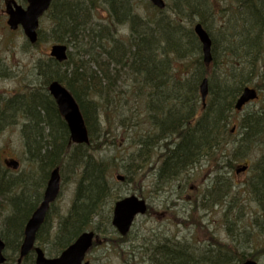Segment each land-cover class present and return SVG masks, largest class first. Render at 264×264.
<instances>
[{
    "label": "trees",
    "instance_id": "trees-1",
    "mask_svg": "<svg viewBox=\"0 0 264 264\" xmlns=\"http://www.w3.org/2000/svg\"><path fill=\"white\" fill-rule=\"evenodd\" d=\"M101 10L107 17L98 18ZM47 12L53 40L69 47L68 59L39 60L32 75L42 80L0 99V135L21 121L29 154L19 175L0 162L4 264H35L34 251L18 262L25 225L40 202L37 196L27 200V184L33 179L32 186L39 189L54 167L63 170L67 164L79 177L72 204L56 230L46 227L49 212L37 234V245L48 256H58L85 230L106 234L112 205L120 198L113 171H121L117 174L124 176L123 183L153 171L154 184L161 189L181 183L182 173L191 175L207 160L215 176L203 196L217 202L233 185L223 169L232 171L235 163L246 162V155L259 150L246 187L264 222V0H171L162 10L148 0H54ZM198 22L212 40L210 64L194 30ZM42 39L38 31L32 45ZM205 78L206 103L200 93ZM56 80L78 102L88 144L71 142L67 123L47 90ZM246 86L259 91L260 107L241 116L236 134L235 103ZM42 100L50 105H35ZM121 109L129 113L121 115ZM113 119L122 131L111 130ZM121 140L133 149L128 156L96 154ZM245 259L237 247H197L159 237L145 245L144 254H127L124 264H239Z\"/></svg>",
    "mask_w": 264,
    "mask_h": 264
},
{
    "label": "rangeland",
    "instance_id": "rangeland-1",
    "mask_svg": "<svg viewBox=\"0 0 264 264\" xmlns=\"http://www.w3.org/2000/svg\"><path fill=\"white\" fill-rule=\"evenodd\" d=\"M16 1L24 7L27 4L26 0ZM165 2L168 4L171 0H165ZM143 4L146 8V3ZM144 6L142 4L139 6V11L143 15ZM4 8V0H0L1 100L16 95L21 88L23 90L26 83L32 84L34 80L37 82L42 80L40 76L32 75L33 65L49 56L51 46L56 43L51 32L53 22L49 12L40 19L39 31L43 33V39L37 46H34L29 43L21 27L17 30H11L8 27L6 23L8 16ZM99 17H107V14L101 10ZM255 102L249 103L242 111L234 114L233 130L237 128L236 134H238L236 125L241 116L247 111L260 107V103ZM120 113L126 116L129 112L127 109H121ZM117 125H119V120L113 119L111 130L113 129L115 133L122 131ZM22 126L21 121L9 125L0 135V162L3 164L5 160L16 159L21 163L17 170L10 169L13 175H19L28 166L29 154ZM112 138L110 135L108 140ZM119 143L117 145L106 144L103 150L96 154L100 153L98 157L115 154L126 157L133 151L127 141L121 140ZM260 152L255 150L249 156L246 155L245 163H249L250 167L244 173L236 174L237 166L244 163L242 160L235 163V168L230 172L223 169L226 173L222 175L231 177L233 185L228 196L217 202H209L203 196L208 193L215 176L213 166L205 163L207 160L202 161L191 175L186 172L182 173L183 175L179 177L181 183L177 184L178 180L173 181V187L167 185L161 189L156 187L153 171H149L142 178L137 177L130 183L118 181L115 184H117L116 189L120 194V199L132 194L142 196L147 200L150 208L145 215L135 220L125 240L121 239L122 236L112 226L110 218L106 224L108 228L106 234L99 233L101 241L93 246L86 259L90 264H124L127 254L136 253L140 256L145 253V245L147 247V244L159 241L161 237L185 241L197 247L219 245L229 247L231 250L237 247L239 252L248 256L247 258L253 256L259 264H264V230L254 224V220L263 212L246 187V182L252 175V163L256 162ZM117 172L121 171L112 172L114 180ZM78 179V171L72 165L67 164L61 170V194L50 212L49 231L57 228L60 217L67 214L74 199ZM113 208L114 204L111 212ZM106 210L110 208L106 207ZM110 215L112 216V213Z\"/></svg>",
    "mask_w": 264,
    "mask_h": 264
},
{
    "label": "water",
    "instance_id": "water-1",
    "mask_svg": "<svg viewBox=\"0 0 264 264\" xmlns=\"http://www.w3.org/2000/svg\"><path fill=\"white\" fill-rule=\"evenodd\" d=\"M54 0H27V6L24 8L15 0H5L6 13L8 14L7 24L12 30L22 27L26 37L30 43H35L38 40V29L40 17L50 8ZM155 6L160 9L165 7L164 0H150ZM194 30L202 44L203 58L206 63L212 60L211 55V39L207 31L202 25L196 24ZM50 56L58 62H64L68 58V47L65 44L55 43L51 46ZM48 90L54 98L58 110L67 123L70 138L72 142L83 144L89 143L88 128L85 123L80 106L71 92L64 88L59 81L50 83ZM202 101L205 102L208 95V81L204 79L200 85ZM258 97V92L255 88L247 86L243 89L242 94L237 99L235 108L240 110L250 101ZM13 168L19 167L17 160H9L6 162ZM248 165L245 164L237 169V172L245 171ZM119 180H123V176H117ZM61 190L60 168H55L48 180L43 200L38 208L31 215L24 229V239L20 247V257L28 255L33 249L36 254V264H89L84 261L86 253L92 247L94 240H97L99 235L94 231L86 230L82 232L73 243L66 247L58 256L47 257L45 251L36 246V235L41 225L43 224L50 205L58 198ZM148 205L145 199L136 195H130L118 200L114 205L112 215V225L121 235H126L137 216L147 212ZM5 242L1 238L0 232V264L6 261ZM240 264H259L254 259H246Z\"/></svg>",
    "mask_w": 264,
    "mask_h": 264
},
{
    "label": "bare ground",
    "instance_id": "bare-ground-1",
    "mask_svg": "<svg viewBox=\"0 0 264 264\" xmlns=\"http://www.w3.org/2000/svg\"><path fill=\"white\" fill-rule=\"evenodd\" d=\"M61 44H64V43H61ZM66 45V44H65ZM68 59V58H67ZM57 81V80H56ZM52 83V82H51ZM64 88H66L69 92H70V90L67 88V86L66 85H64L63 83H61V82H59ZM50 85V84H49ZM54 99V98H53ZM55 101V100H54ZM49 101L48 100H42L40 103H36L35 105H50L49 103H48ZM56 103V102H55ZM57 105V104H56ZM46 130H48V129H46ZM84 145V144H83ZM19 162V167L21 166V163H20V161H18ZM6 165L10 168V166L6 163ZM57 167H59V166H56V167H54L51 171H50V173H49V176H48V179H47V182L45 183V186H43V187H39V189H35L33 186H32V184H33V179H29L30 181L28 182V184H27V186H29L27 189H26V191H25V196H26V198H27V200L28 199H30V200H32L33 199V197L34 196H37V197H39L40 198V200L43 198V196H44V192H45V189H46V186H47V183H48V180H49V178H50V175H51V172L55 169V168H57ZM130 183V182H129ZM38 208V206L36 207V209ZM35 209V210H36ZM34 210V211H35ZM34 211L32 212V214L34 213ZM52 211V209L49 211V212H51ZM49 212H47V214H46V217H45V220H44V222H43V224L45 223V221H46V219H47V215L49 214ZM31 214V215H32ZM50 216V215H49ZM31 217V216H30ZM61 219V218H60ZM60 219H59V221H58V224H57V227H59V225L61 224V221H60ZM42 224V225H43ZM254 224H257L258 226H263V224H264V222L260 219V218H257V219H255L254 220ZM42 225H41V227H42ZM49 226V218H48V220H47V222H46V227H48ZM41 227H40V229H41ZM40 229L38 230V232L40 231ZM54 230H56V228H54ZM38 232H37V234H38ZM1 238H2V236H1ZM3 239V238H2ZM24 239V238H23ZM4 240V239H3ZM5 242V241H4ZM36 242H37V235H36ZM241 253V252H240ZM243 253V252H242ZM245 254V253H244ZM245 257L247 258L248 256H246L245 255ZM6 259H7V257H6ZM5 263V262H4ZM3 263V264H4Z\"/></svg>",
    "mask_w": 264,
    "mask_h": 264
},
{
    "label": "flooded vegetation",
    "instance_id": "flooded-vegetation-1",
    "mask_svg": "<svg viewBox=\"0 0 264 264\" xmlns=\"http://www.w3.org/2000/svg\"><path fill=\"white\" fill-rule=\"evenodd\" d=\"M6 13V12H5Z\"/></svg>",
    "mask_w": 264,
    "mask_h": 264
}]
</instances>
